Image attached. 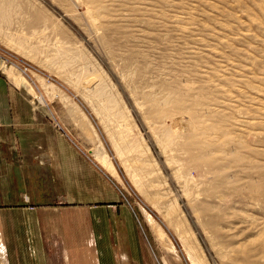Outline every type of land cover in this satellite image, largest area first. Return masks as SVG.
Masks as SVG:
<instances>
[{
  "label": "rangeland",
  "instance_id": "1",
  "mask_svg": "<svg viewBox=\"0 0 264 264\" xmlns=\"http://www.w3.org/2000/svg\"><path fill=\"white\" fill-rule=\"evenodd\" d=\"M3 1L0 76L87 149L93 208L152 264H264V0Z\"/></svg>",
  "mask_w": 264,
  "mask_h": 264
},
{
  "label": "crops",
  "instance_id": "2",
  "mask_svg": "<svg viewBox=\"0 0 264 264\" xmlns=\"http://www.w3.org/2000/svg\"><path fill=\"white\" fill-rule=\"evenodd\" d=\"M86 151L0 76V264H152L129 214L93 208Z\"/></svg>",
  "mask_w": 264,
  "mask_h": 264
},
{
  "label": "bare ground",
  "instance_id": "3",
  "mask_svg": "<svg viewBox=\"0 0 264 264\" xmlns=\"http://www.w3.org/2000/svg\"><path fill=\"white\" fill-rule=\"evenodd\" d=\"M3 1V0H2ZM3 2H5V0L3 1ZM2 2V3H3ZM2 7V6H1ZM0 11H3V10H0ZM0 13H2V12H0ZM3 14H4V12L2 13V15L0 14V22H7V20L8 19H6L4 16H3ZM6 14V13H5ZM3 24H6V23H3ZM2 25V24H1ZM21 40V39H20ZM18 41V42H16L17 44L18 43H22L23 44V42L22 41ZM20 43V44H21ZM20 44H18L19 46H21ZM24 45V44H23ZM14 46H17V45H14ZM18 47V46H17ZM59 61V60H58ZM60 62V61H59ZM61 63V62H60ZM62 64H64V62L62 63ZM100 92H102V90L100 89ZM100 92H98V93H100ZM101 94V93H100ZM103 96V95H102ZM105 96V95H104ZM108 98H105L104 100H107ZM108 100H110V99H108ZM112 100V99H111ZM115 102V101H114ZM104 103V102H103ZM110 102H108V104H109ZM166 134V135H165ZM164 134V136L163 137H166V136H168V135H173L174 136V134H172V131H167L166 133ZM172 137V136H171ZM96 153V155H97V157H96V159L98 160V162L104 167V168H106V169H108V170H110V171H113V168L111 167V165H110V163H109V161H108V159H107V155H106V153L103 151V149L99 146L98 148H97V152H95ZM155 231H156V229H155ZM157 232V231H156ZM158 233V232H157ZM161 233H158V235H159V237L160 238H162L161 237V235H160ZM184 241H185V239H184ZM187 244H188V241H187ZM188 248H190L189 246H188ZM188 250H190V249H188ZM191 252H193V251H188V255L189 256H187L188 258H189V260H190V262H191V264H200L201 262L199 261V259H196L194 256H193V254L191 253Z\"/></svg>",
  "mask_w": 264,
  "mask_h": 264
}]
</instances>
